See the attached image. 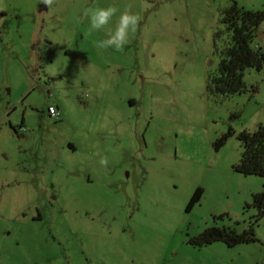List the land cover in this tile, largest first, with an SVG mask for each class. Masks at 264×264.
<instances>
[{"label":"rangeland","instance_id":"rangeland-1","mask_svg":"<svg viewBox=\"0 0 264 264\" xmlns=\"http://www.w3.org/2000/svg\"><path fill=\"white\" fill-rule=\"evenodd\" d=\"M232 2L264 9L0 0V264H264V217L246 206L264 177L234 169L237 133L264 124V66L245 71L240 94L206 88ZM109 5L120 11L90 31L84 10ZM127 6L140 16L135 33L122 51L98 48ZM262 33L264 23L255 42ZM250 225L249 243L190 244L209 226Z\"/></svg>","mask_w":264,"mask_h":264},{"label":"trees","instance_id":"trees-1","mask_svg":"<svg viewBox=\"0 0 264 264\" xmlns=\"http://www.w3.org/2000/svg\"><path fill=\"white\" fill-rule=\"evenodd\" d=\"M222 20L231 36L229 43L220 50L217 69L215 73L208 75L206 88L211 94L230 96L246 90L244 83L246 70L263 69L264 51L254 47V40L259 35L260 25L264 23V9L246 10L232 2L223 11ZM233 132L229 129L215 141V147L224 145ZM237 139L241 145V156L234 169L244 175L264 177V124H258L253 131L241 130L237 133ZM200 194L201 190L197 189L190 205L199 200ZM246 206H252L256 210V220L264 217V186L260 192L252 194L251 202ZM254 240L251 225L242 232L227 227L209 226L194 236L190 244L200 247L222 241L228 246H234Z\"/></svg>","mask_w":264,"mask_h":264},{"label":"clouds","instance_id":"clouds-1","mask_svg":"<svg viewBox=\"0 0 264 264\" xmlns=\"http://www.w3.org/2000/svg\"><path fill=\"white\" fill-rule=\"evenodd\" d=\"M47 6L51 7L54 0H42ZM120 10L115 5L107 7H89L84 10V16L90 21V31L99 30L108 24L110 19ZM140 21V16L131 11V6H127L120 12L114 31H109L108 38L99 41L96 46L100 49L113 48L115 51H122L129 41V33H135ZM100 163L107 164V159L102 158Z\"/></svg>","mask_w":264,"mask_h":264},{"label":"built area","instance_id":"built-area-1","mask_svg":"<svg viewBox=\"0 0 264 264\" xmlns=\"http://www.w3.org/2000/svg\"><path fill=\"white\" fill-rule=\"evenodd\" d=\"M254 47L262 49L264 51V34H261L259 42L254 43ZM47 114L53 117L54 119H58L60 116L59 110L53 105H49L47 107Z\"/></svg>","mask_w":264,"mask_h":264}]
</instances>
